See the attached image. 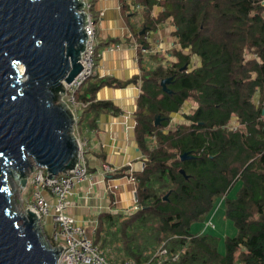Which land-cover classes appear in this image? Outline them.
Instances as JSON below:
<instances>
[{
	"label": "trees",
	"instance_id": "1",
	"mask_svg": "<svg viewBox=\"0 0 264 264\" xmlns=\"http://www.w3.org/2000/svg\"><path fill=\"white\" fill-rule=\"evenodd\" d=\"M122 1L126 10L129 5ZM135 4L144 7L145 17L135 37L151 28L148 23L154 26L170 19L181 50L173 51L176 62L171 65L142 70L136 137L147 159L144 170L134 174L138 209L126 215L100 214L93 243L115 251L117 263L149 264V250L165 242L171 255L179 254L170 264H264V0H137ZM156 5L165 10L151 19ZM194 57L199 66L192 69ZM164 79H170V94L160 84ZM133 83L137 80L93 78L82 85L76 98L88 106L81 110L80 130L101 114L118 111L112 102L97 100L102 87ZM186 103L196 108L170 131L173 116ZM157 117L161 123L155 125ZM233 119L236 130L228 128ZM153 134L157 146L150 149L146 135ZM184 153L192 158L182 161ZM169 192L181 198L164 200ZM223 197L224 217L235 235L192 232L194 225L213 215Z\"/></svg>",
	"mask_w": 264,
	"mask_h": 264
},
{
	"label": "water",
	"instance_id": "2",
	"mask_svg": "<svg viewBox=\"0 0 264 264\" xmlns=\"http://www.w3.org/2000/svg\"><path fill=\"white\" fill-rule=\"evenodd\" d=\"M86 22L82 0H0V264H58L64 251L46 244L33 211L14 212L12 186L26 189L37 168L51 181L77 168L75 117L64 96L84 68ZM169 82L160 83L168 94Z\"/></svg>",
	"mask_w": 264,
	"mask_h": 264
},
{
	"label": "crops",
	"instance_id": "3",
	"mask_svg": "<svg viewBox=\"0 0 264 264\" xmlns=\"http://www.w3.org/2000/svg\"><path fill=\"white\" fill-rule=\"evenodd\" d=\"M125 1L129 5L126 10L122 0L91 1L92 13L98 18L96 41L100 47L96 60L97 78H111L120 82L137 80V83L128 87H102L97 93V100L112 102L118 111L103 113L93 124L85 123L83 130H80L81 135L88 139V166L94 180L75 188L66 213L77 224L86 227L91 237L100 214L111 212L126 215L137 211L134 174L143 171L147 159L136 137V110L142 88L141 73L143 69L153 70L160 64L166 67L171 65L172 61L176 62L173 51L181 50L170 19L159 24L154 23V26L148 23V28H151L143 29L144 33H139L141 38L135 37L134 32L139 31L145 21L144 7L135 4L137 0ZM137 6L142 7V10H135ZM164 10L159 5L154 6L150 18L157 19ZM104 44L106 46H102ZM145 49L148 50L144 52ZM191 108H196V104L186 103L173 119L181 114L183 117L189 114ZM235 123L238 126L237 121ZM146 137L149 148L153 149L148 135ZM104 167H111L115 172L107 175ZM123 171L124 176H116ZM217 211L218 209L215 215ZM109 250L114 254L112 249Z\"/></svg>",
	"mask_w": 264,
	"mask_h": 264
},
{
	"label": "built area",
	"instance_id": "4",
	"mask_svg": "<svg viewBox=\"0 0 264 264\" xmlns=\"http://www.w3.org/2000/svg\"><path fill=\"white\" fill-rule=\"evenodd\" d=\"M83 12L87 16L86 25L83 27L87 36L85 49L80 59L84 67L76 78L66 84V95L64 100L69 105L75 117L74 135L78 145V163L77 168L72 172L68 170L61 173L53 179H48V173L44 168H37L28 180V188L32 189L30 202L25 210L33 211L38 216V226L45 229L46 220L52 216L51 231L48 243L52 249L62 247L64 250L59 254L58 264H138L134 260H126L117 263L114 260V254L111 250L104 251L93 244L86 227L79 225L69 216L66 211L70 206V197L73 195L75 188L82 183H92L94 176L89 169L86 155L89 154L88 139L80 135L78 128L77 111L81 103L77 100L78 90L88 80L95 76L96 69V29L97 22L94 20L92 3L90 0H82ZM135 10H142L137 6ZM151 144L154 146L156 137L148 136ZM107 175H112L115 170L111 167H104ZM138 206H135V210ZM25 212V211H24ZM216 212V211H215ZM215 212L206 221L203 222L204 231L216 228L213 222ZM46 219V220H45ZM45 220V222H44ZM148 255L151 261L157 264H170L178 259V254H170L166 244L149 250Z\"/></svg>",
	"mask_w": 264,
	"mask_h": 264
},
{
	"label": "rangeland",
	"instance_id": "5",
	"mask_svg": "<svg viewBox=\"0 0 264 264\" xmlns=\"http://www.w3.org/2000/svg\"><path fill=\"white\" fill-rule=\"evenodd\" d=\"M92 1V0H90ZM94 20L97 22L98 21V18L97 16L95 15L94 16ZM96 35H97V29H96ZM148 49H145V51H147ZM185 53H190L189 50H185L184 51ZM253 57V55H249V58ZM195 62L192 64V69L195 68L196 66H199V59H194ZM97 67V65H96ZM151 68V67H150ZM95 73H96V69H95ZM93 78H97L96 74ZM91 78V79H93ZM81 103V107L78 109L77 111V117H78V121L81 119V110L85 107L88 106V103ZM182 111V110H181ZM177 116V115H176ZM160 118V117H159ZM179 118V119H178ZM173 120H175L173 122V125H172V128H169L170 131H173L176 129V126L178 125V123H182L184 122L183 121V114H181L179 117L177 118H174ZM172 120V121H173ZM179 121V122H178ZM236 122V119H233L232 123L234 124H229L228 128L230 129H234L236 130L238 128L237 124L235 123ZM161 121L158 123L160 124ZM78 124V123H77ZM75 125V123H74ZM78 128H79V125H78ZM79 131H80V128H79ZM81 135V134H80ZM155 137L156 135L153 134ZM148 136H152V135H148ZM149 139V137H148ZM157 146V139H156V142H155V146L152 145V148H155ZM86 159L87 161L90 159V155H86ZM92 159V157H91ZM89 162V161H88ZM145 167H143V170H144ZM238 186L239 184H237L235 186V188L232 190V192L229 194V197L230 198H233L238 190ZM12 191H13V210L14 212H16L17 214H21L22 211H25V209L27 208V205L29 204L30 202V190L29 188L27 187L26 189H22L21 191V188L17 185V183H14L13 181V186H12ZM165 197H167L168 201H171V202H174L175 200H177L178 196L177 195H174L173 192H169ZM164 197V198H165ZM180 199V198H179ZM224 203H225V197L221 198L218 202H217V207H218V211L216 213V215L213 217V222L214 224L216 225V228H214L213 230L212 229H209V230H206V232L210 235H214V236H219V237H222L224 238L225 236H234L235 235V228L233 227L232 223L228 222L225 217H224ZM46 220V219H45ZM44 220V222H45ZM51 225H52V216H50L47 220H46V224H45V229L42 230L41 228V234L42 236L44 237V240L46 242V244H49L48 243V238L46 237H49L51 236L52 234V231H51ZM197 231H204V226L202 224H196L192 227V232H197ZM90 234V233H89ZM91 237V236H90ZM92 239V238H91ZM93 241V240H92ZM165 242H162L160 245H158L157 247L161 246L162 244H164ZM94 244V243H93ZM166 244V243H165ZM95 245V244H94ZM221 249L223 250V243L221 244ZM96 246V245H95ZM98 247V246H97ZM156 247V248H157ZM100 249H103L104 251H109V248H100ZM111 249V248H110ZM114 255H115V251H114ZM179 255V254H178ZM179 257V256H178ZM151 260V258H150ZM149 260V264H155L157 263L156 261H151L150 262ZM175 262V261H174ZM174 262H171V263H174Z\"/></svg>",
	"mask_w": 264,
	"mask_h": 264
},
{
	"label": "bare ground",
	"instance_id": "6",
	"mask_svg": "<svg viewBox=\"0 0 264 264\" xmlns=\"http://www.w3.org/2000/svg\"><path fill=\"white\" fill-rule=\"evenodd\" d=\"M84 26H85V25H84ZM83 30H84V28H83ZM84 33H85V30H84ZM19 67H20V71L23 72V67H22V66H19ZM24 214H25V212L22 211L21 214H19V215H24Z\"/></svg>",
	"mask_w": 264,
	"mask_h": 264
},
{
	"label": "clouds",
	"instance_id": "7",
	"mask_svg": "<svg viewBox=\"0 0 264 264\" xmlns=\"http://www.w3.org/2000/svg\"><path fill=\"white\" fill-rule=\"evenodd\" d=\"M96 40H97V39H96ZM97 46H98V45H97ZM96 48H97V47H96ZM95 59H96V57H95ZM217 209H218V207L215 208V211H216ZM215 211H214V212H215ZM214 212H213V213H214Z\"/></svg>",
	"mask_w": 264,
	"mask_h": 264
}]
</instances>
